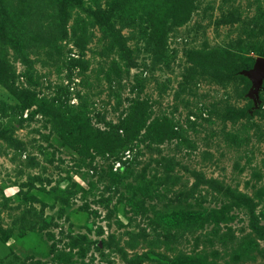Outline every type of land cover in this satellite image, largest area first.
<instances>
[{
	"label": "rangeland",
	"instance_id": "obj_1",
	"mask_svg": "<svg viewBox=\"0 0 264 264\" xmlns=\"http://www.w3.org/2000/svg\"><path fill=\"white\" fill-rule=\"evenodd\" d=\"M264 0H0V264H264Z\"/></svg>",
	"mask_w": 264,
	"mask_h": 264
},
{
	"label": "water",
	"instance_id": "obj_2",
	"mask_svg": "<svg viewBox=\"0 0 264 264\" xmlns=\"http://www.w3.org/2000/svg\"><path fill=\"white\" fill-rule=\"evenodd\" d=\"M252 80L250 96L254 99L256 107L260 104L259 92L264 83V58H258L252 70L244 72Z\"/></svg>",
	"mask_w": 264,
	"mask_h": 264
}]
</instances>
